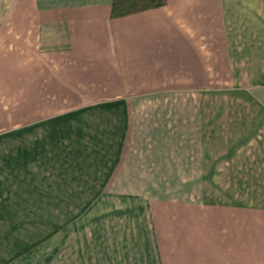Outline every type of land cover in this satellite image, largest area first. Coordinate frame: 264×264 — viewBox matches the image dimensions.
<instances>
[{
	"label": "crops",
	"instance_id": "crops-1",
	"mask_svg": "<svg viewBox=\"0 0 264 264\" xmlns=\"http://www.w3.org/2000/svg\"><path fill=\"white\" fill-rule=\"evenodd\" d=\"M0 0V264H264V0Z\"/></svg>",
	"mask_w": 264,
	"mask_h": 264
},
{
	"label": "trees",
	"instance_id": "trees-1",
	"mask_svg": "<svg viewBox=\"0 0 264 264\" xmlns=\"http://www.w3.org/2000/svg\"><path fill=\"white\" fill-rule=\"evenodd\" d=\"M168 0H112L111 19H121L166 7Z\"/></svg>",
	"mask_w": 264,
	"mask_h": 264
}]
</instances>
